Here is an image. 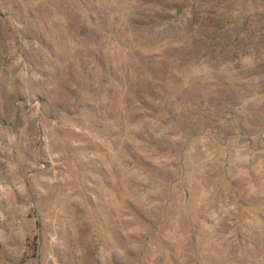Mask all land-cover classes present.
<instances>
[{
	"label": "rangeland",
	"instance_id": "obj_1",
	"mask_svg": "<svg viewBox=\"0 0 264 264\" xmlns=\"http://www.w3.org/2000/svg\"><path fill=\"white\" fill-rule=\"evenodd\" d=\"M0 264H264V0H0Z\"/></svg>",
	"mask_w": 264,
	"mask_h": 264
}]
</instances>
